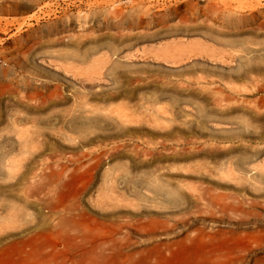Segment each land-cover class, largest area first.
<instances>
[{
	"label": "rangeland",
	"instance_id": "rangeland-1",
	"mask_svg": "<svg viewBox=\"0 0 264 264\" xmlns=\"http://www.w3.org/2000/svg\"><path fill=\"white\" fill-rule=\"evenodd\" d=\"M0 57V264H264V0H0Z\"/></svg>",
	"mask_w": 264,
	"mask_h": 264
},
{
	"label": "bare ground",
	"instance_id": "bare-ground-1",
	"mask_svg": "<svg viewBox=\"0 0 264 264\" xmlns=\"http://www.w3.org/2000/svg\"><path fill=\"white\" fill-rule=\"evenodd\" d=\"M214 17V20H218V17L220 16L221 10L219 7L215 6L212 8ZM221 18V17H220ZM74 256H77V254H73ZM78 256L86 259L89 261L88 264H109L108 261L112 258H115L116 255L114 254H104V253H87V254H79ZM124 257L127 259H130L134 257V254H123ZM102 261H105L104 263ZM107 261V262H106Z\"/></svg>",
	"mask_w": 264,
	"mask_h": 264
},
{
	"label": "built area",
	"instance_id": "built-area-1",
	"mask_svg": "<svg viewBox=\"0 0 264 264\" xmlns=\"http://www.w3.org/2000/svg\"><path fill=\"white\" fill-rule=\"evenodd\" d=\"M1 64H3V61H2V59H1V57H0V65H1Z\"/></svg>",
	"mask_w": 264,
	"mask_h": 264
}]
</instances>
